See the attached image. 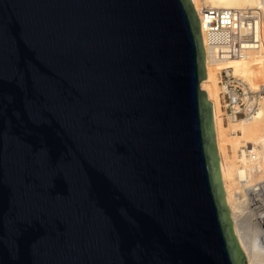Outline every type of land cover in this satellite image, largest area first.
I'll use <instances>...</instances> for the list:
<instances>
[{"label": "water", "instance_id": "obj_1", "mask_svg": "<svg viewBox=\"0 0 264 264\" xmlns=\"http://www.w3.org/2000/svg\"><path fill=\"white\" fill-rule=\"evenodd\" d=\"M192 0H0V264H247Z\"/></svg>", "mask_w": 264, "mask_h": 264}, {"label": "bare ground", "instance_id": "obj_2", "mask_svg": "<svg viewBox=\"0 0 264 264\" xmlns=\"http://www.w3.org/2000/svg\"><path fill=\"white\" fill-rule=\"evenodd\" d=\"M235 1L237 0H192V3L198 9L203 5L235 7ZM238 1L240 4L264 2V0ZM261 8L264 34V7ZM256 56L253 55V57ZM245 61L249 62L244 57L219 61L207 59L205 62L206 77L201 80L200 86L205 89L208 98L213 103L221 178L225 199L230 206L235 235L245 254L247 264H264V97H260L258 111L251 119L229 120L228 125L222 121L219 101L218 73L222 67H232L235 73L243 75L251 83L256 81L254 76H257L258 72L263 75L264 64L251 67ZM227 146L233 149L232 157L227 155ZM247 148H252L259 157L254 168L246 155ZM246 167L249 168L248 174Z\"/></svg>", "mask_w": 264, "mask_h": 264}, {"label": "built area", "instance_id": "obj_3", "mask_svg": "<svg viewBox=\"0 0 264 264\" xmlns=\"http://www.w3.org/2000/svg\"><path fill=\"white\" fill-rule=\"evenodd\" d=\"M196 12L200 20L205 62L207 59L219 61L264 54L261 7L203 5ZM218 74L219 101L226 121L251 119L258 111L260 97L264 95V79L252 85L230 66L222 67ZM246 155L254 168L259 158L256 152L247 148ZM245 169L248 174L249 168Z\"/></svg>", "mask_w": 264, "mask_h": 264}, {"label": "rangeland", "instance_id": "obj_4", "mask_svg": "<svg viewBox=\"0 0 264 264\" xmlns=\"http://www.w3.org/2000/svg\"><path fill=\"white\" fill-rule=\"evenodd\" d=\"M234 6L235 7H258V6L259 7H264V2H262V3L261 2L260 3L246 2L244 4H240V2L237 0V1L234 2ZM244 59L249 61V62H246V61L245 62L248 65H250L251 67L253 65H257V64H264V54H262V53L259 54V56H256V57H253V58L252 57L251 58L250 57H244ZM262 71H263V75L259 74L260 72H258V75L257 76L256 75L254 76L255 77L254 80H256V81H254V83H251L252 85L255 84V83H257V82H260V81H262L264 79L263 78L264 77V70H262ZM259 76H262V77H259ZM262 96L264 97V95H262ZM221 110H222V108H221ZM221 118H222V121H223V123L225 125H228L229 124V121H226V119L224 118V115L222 113H221ZM226 152H227V155L229 157H232L234 155L233 149H231L230 146H227Z\"/></svg>", "mask_w": 264, "mask_h": 264}]
</instances>
